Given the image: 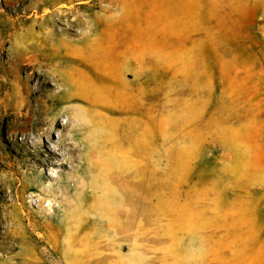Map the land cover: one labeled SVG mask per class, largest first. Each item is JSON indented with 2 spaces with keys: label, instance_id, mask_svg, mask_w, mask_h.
Returning <instances> with one entry per match:
<instances>
[{
  "label": "rangeland",
  "instance_id": "374dc122",
  "mask_svg": "<svg viewBox=\"0 0 264 264\" xmlns=\"http://www.w3.org/2000/svg\"><path fill=\"white\" fill-rule=\"evenodd\" d=\"M0 264H264V0H0Z\"/></svg>",
  "mask_w": 264,
  "mask_h": 264
},
{
  "label": "bare ground",
  "instance_id": "6f19581e",
  "mask_svg": "<svg viewBox=\"0 0 264 264\" xmlns=\"http://www.w3.org/2000/svg\"><path fill=\"white\" fill-rule=\"evenodd\" d=\"M111 60H112V59H111ZM91 62H92V61H91ZM102 63H103V62H102ZM89 65H91V64H89ZM95 65H96V64H95ZM96 66H97V65H96ZM51 76H52V75H51ZM54 76H55V75H54ZM56 76H57V75H56ZM90 76H91V75H90ZM92 77H93V75H92ZM93 78H94V77H93ZM105 78H106V77H105ZM55 79H57V78H55ZM57 80H58V79H57ZM101 80H102V79H101ZM63 83H64L63 85H65V83H67V82L65 81V82H63ZM69 84H70V82H69ZM60 85H61V84H60ZM70 85H71V84H70ZM74 85H75V84H74ZM95 86H96V85H95ZM65 88H66V86H65ZM67 88H68V87H67ZM63 90H64V89H63ZM21 91H22V90H21ZM67 92H69V91L66 90V93H67ZM59 94H60V93H59ZM67 95H68V93H67ZM67 95H66V96H67ZM59 96H60V95H59ZM69 96H70V95H69ZM69 96H68V97H69ZM62 97H63V96H62ZM57 98H58V97H57ZM69 100H70V99H69ZM61 101H62V100H61ZM66 102H67V100H66ZM74 107H76V106H74ZM72 108H73V107H72ZM76 109H78V108H76ZM76 109H75V110H76ZM49 110H50V109H49ZM63 110H64V109H63ZM70 110H71V109H70ZM72 110H74V109H72ZM50 111H51V110H50ZM60 111H61V110H60ZM76 111H78V110H76ZM76 111H75V112H76ZM52 112H53V111H52ZM68 113H69V112H68ZM72 118H73V119L75 118V120H76V117H75V116L71 117V119H72ZM74 122H75V121H74ZM76 122H77V121H76ZM48 205H49V203H48Z\"/></svg>",
  "mask_w": 264,
  "mask_h": 264
}]
</instances>
